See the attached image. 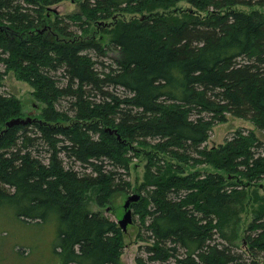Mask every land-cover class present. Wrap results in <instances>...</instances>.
<instances>
[{
    "label": "trees",
    "instance_id": "16d2710c",
    "mask_svg": "<svg viewBox=\"0 0 264 264\" xmlns=\"http://www.w3.org/2000/svg\"><path fill=\"white\" fill-rule=\"evenodd\" d=\"M64 1L0 0V206L54 223L62 264H124L123 227L101 209L131 193L144 153L138 264H264V210L245 231L250 258L225 232L264 179V141L239 128L206 145L228 114L264 131V0H84L60 14ZM181 1L192 8L145 14ZM9 71L35 89L30 119L2 89Z\"/></svg>",
    "mask_w": 264,
    "mask_h": 264
},
{
    "label": "rangeland",
    "instance_id": "374dc122",
    "mask_svg": "<svg viewBox=\"0 0 264 264\" xmlns=\"http://www.w3.org/2000/svg\"><path fill=\"white\" fill-rule=\"evenodd\" d=\"M82 1L84 0H65L61 4L55 6V8L60 14L77 13L81 10ZM257 7L264 9V6ZM190 8H192L191 4L186 1H181L169 10L158 9L152 13L147 12L145 14L181 13L183 10ZM238 8L246 11L251 10L250 7L244 5H239ZM132 15L133 14H126V17L130 18ZM54 19L55 18H52V20ZM109 21L110 20H108V22ZM92 32L98 36L101 34L98 27L95 25L92 28ZM3 85L2 89L5 92L15 95L21 100L25 111V117L31 112H34L33 115L38 112L40 103L34 95V87L18 79L14 71H9L7 73L3 80ZM239 128L254 129L257 135L264 141V131L258 129L253 122L228 114L227 122L214 126L212 135L206 145L212 148L213 146L224 143L225 139ZM145 164L146 157L145 154L142 153L141 156L134 159L130 166V181L132 182L131 193L128 195L124 193L116 194L111 205L101 209L109 218L116 221L119 225L127 212L125 203L128 197L132 194H140L138 187L144 180ZM202 169L216 171L210 166H204ZM258 195L260 197H258ZM263 205L264 179L261 183L248 187L247 196L244 197L240 203H236L233 209L230 210V222L225 226V232L229 240L238 246L239 250L243 252V255L248 258L251 256L247 243L245 242V231L257 213L264 209ZM92 206L93 209L100 210L94 202ZM131 210L132 221L127 223L126 230L123 229L124 247L121 258L124 264H138L136 260L137 256H147L144 250L146 243L140 240L138 236L140 232L138 216L133 215V209ZM57 238V227L54 223L36 224L24 222L16 216L11 208L0 206V264H62V258L55 251ZM220 240L223 239L220 237ZM223 241L226 242L225 240Z\"/></svg>",
    "mask_w": 264,
    "mask_h": 264
},
{
    "label": "water",
    "instance_id": "95a60500",
    "mask_svg": "<svg viewBox=\"0 0 264 264\" xmlns=\"http://www.w3.org/2000/svg\"><path fill=\"white\" fill-rule=\"evenodd\" d=\"M54 10L58 11L56 8H54ZM33 113H34V112H33ZM33 113H32V112L29 113V117H28V119H30V117H31V115H33ZM26 121H27V120H25V119H19V118H17V119H12V120H10V121L7 123V125L10 126V125H13V124H15V123L26 122ZM138 199H139V194H133V195H130V196L128 197V199H127V201H126V203H125V208L127 209V212H126V214H125L124 219H122V220L120 221V225L123 227L124 230H126L127 223L132 221V219H131V216H132V210H131V208H130L131 202H133V201H137Z\"/></svg>",
    "mask_w": 264,
    "mask_h": 264
},
{
    "label": "bare ground",
    "instance_id": "6f19581e",
    "mask_svg": "<svg viewBox=\"0 0 264 264\" xmlns=\"http://www.w3.org/2000/svg\"><path fill=\"white\" fill-rule=\"evenodd\" d=\"M263 144V143H262ZM199 157V156H198ZM209 159V158H208ZM262 159V158H261ZM225 173V172H224ZM250 183V182H249ZM245 184V183H244ZM258 197H260L259 195H258ZM257 200V199H256ZM250 202H251V200H250ZM264 206V205H263ZM248 208V207H247ZM264 210V209H263ZM258 211V210H257ZM262 211V210H261ZM230 213V212H229ZM228 215V214H227ZM230 220V219H229ZM232 221H233V219H232ZM234 224V223H233ZM232 232V231H231ZM238 234V233H237ZM237 236V235H236ZM233 244V243H232ZM236 246V245H235Z\"/></svg>",
    "mask_w": 264,
    "mask_h": 264
}]
</instances>
